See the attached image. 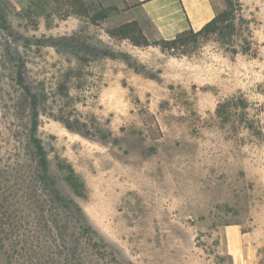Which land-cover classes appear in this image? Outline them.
Returning a JSON list of instances; mask_svg holds the SVG:
<instances>
[{
    "label": "rangeland",
    "instance_id": "obj_1",
    "mask_svg": "<svg viewBox=\"0 0 264 264\" xmlns=\"http://www.w3.org/2000/svg\"><path fill=\"white\" fill-rule=\"evenodd\" d=\"M222 1L225 34L162 49L99 0H0V264L264 260V0Z\"/></svg>",
    "mask_w": 264,
    "mask_h": 264
},
{
    "label": "crops",
    "instance_id": "obj_2",
    "mask_svg": "<svg viewBox=\"0 0 264 264\" xmlns=\"http://www.w3.org/2000/svg\"><path fill=\"white\" fill-rule=\"evenodd\" d=\"M118 8L121 21H135L148 38L172 39L187 29L199 30L223 7L222 0H99ZM261 254L232 255V264H264Z\"/></svg>",
    "mask_w": 264,
    "mask_h": 264
},
{
    "label": "trees",
    "instance_id": "obj_3",
    "mask_svg": "<svg viewBox=\"0 0 264 264\" xmlns=\"http://www.w3.org/2000/svg\"><path fill=\"white\" fill-rule=\"evenodd\" d=\"M232 13L230 11H222L216 14V16L209 21L207 24H205L202 28H200L197 31H194L193 29H187L185 31L179 32L175 35L172 39H158L155 43L160 45L162 49H174L179 48L180 46L187 47L189 44L194 43L198 37L200 36H207L209 34H225L224 29L227 27V21H233V16H231ZM237 21L240 23L241 29H244L249 32V22L248 20L243 17L241 14L238 15ZM234 26V23L231 25ZM110 33L113 36H116L117 38H128L131 40V42L134 45L140 46V45H148L150 44L147 37L143 34L141 28L135 21H129L126 23L121 24L120 26L112 29ZM217 114L219 116L222 115V108L219 106L217 108ZM38 119H37V111L34 107L33 114H32V123L31 128L29 130L28 136L29 141L32 144L34 156H35V163H36V172L42 180L43 183H45L47 180H50V202L52 203V206L55 204L56 198H63V196L60 193V190L58 189L57 183L54 180L53 176L50 174V166L49 162L46 156V152L44 150V147L39 140V138L36 136V130ZM60 168L63 169L61 165H59ZM63 181L73 190L74 194L76 196H81L83 190H84V183L80 180L78 175L74 172L73 168L68 165L65 169V174L63 176ZM70 207L69 212L70 214H75L78 221H80L82 224L87 225V219L84 215L81 207L73 200H68ZM54 207V206H53ZM52 207V208H53ZM51 218L54 223H57L60 221V218H58V214L55 211L51 212ZM90 229V228H89ZM95 238L94 231H90L88 239L93 240Z\"/></svg>",
    "mask_w": 264,
    "mask_h": 264
}]
</instances>
